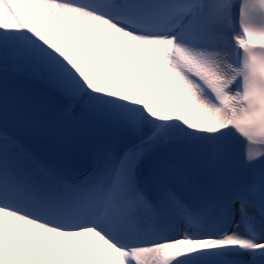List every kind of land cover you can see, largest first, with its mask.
Instances as JSON below:
<instances>
[{
	"label": "snow or ice",
	"instance_id": "obj_1",
	"mask_svg": "<svg viewBox=\"0 0 264 264\" xmlns=\"http://www.w3.org/2000/svg\"><path fill=\"white\" fill-rule=\"evenodd\" d=\"M0 264H264V0H0Z\"/></svg>",
	"mask_w": 264,
	"mask_h": 264
}]
</instances>
